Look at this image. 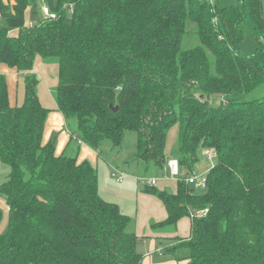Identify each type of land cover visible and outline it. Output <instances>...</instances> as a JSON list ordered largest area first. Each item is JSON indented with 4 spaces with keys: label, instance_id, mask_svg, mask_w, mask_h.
I'll use <instances>...</instances> for the list:
<instances>
[{
    "label": "trees",
    "instance_id": "16d2710c",
    "mask_svg": "<svg viewBox=\"0 0 264 264\" xmlns=\"http://www.w3.org/2000/svg\"><path fill=\"white\" fill-rule=\"evenodd\" d=\"M43 4L54 20L43 19L36 0H0V65L24 74L15 106L0 74V163L9 168L0 184L8 212L0 264H140L130 219L100 197L96 166L78 160L79 147L117 149L133 132L136 164L164 170L174 126L180 172H192L199 150L215 161L202 193L185 178L175 193L145 188L167 212L157 226L203 213L193 215L185 244L169 250H188L186 264H264V95L251 97L264 85L260 0L223 8L206 0ZM188 26L198 45L183 49ZM245 30L257 42L249 56L239 51ZM37 56L58 66L56 110L70 132L60 154L55 139L43 138L50 110L31 72Z\"/></svg>",
    "mask_w": 264,
    "mask_h": 264
},
{
    "label": "rangeland",
    "instance_id": "374dc122",
    "mask_svg": "<svg viewBox=\"0 0 264 264\" xmlns=\"http://www.w3.org/2000/svg\"><path fill=\"white\" fill-rule=\"evenodd\" d=\"M44 0H36L37 6L40 7L43 5ZM212 3H216L218 7H230L234 6L238 3V0H211ZM261 3V12L264 18V0H260ZM30 19L32 22L37 23L38 17L34 16V12L32 10ZM189 35L188 38L184 39L182 44L183 49H191L198 45V40L195 34H193L190 26H188ZM257 47V42L255 39L245 30V37L239 44V51L245 55H251ZM34 73L39 81L40 85L49 84L50 79H53V88L51 90L52 97L55 98V90L56 86L54 84L57 82V75H58V66L53 60H44L41 57L37 56L34 61L33 69L31 70ZM23 77V76H21ZM41 88V87H40ZM37 95L41 92L37 85L36 87ZM264 95V85L259 87L254 93H252L251 97H261ZM42 102H47L48 98L44 96V93L41 95ZM221 98L219 96H212L210 102L212 104H218ZM43 102V103H44ZM62 131H65L62 129ZM55 136H58L55 133ZM177 136H178V128L177 126L172 127L166 137V145L164 149V154L167 158H171L176 149H177ZM136 153V135L133 132H125L121 145L117 149H111V145L109 142H105L98 150V158L97 162V175H98V188L100 197L104 199H108L109 201H115L116 203L120 204V210L130 219V225L127 230L133 231L135 225L141 226V222L145 220V224L143 225L144 231H150L152 222H148L146 219V213L148 208V201H143V198H148L145 192L146 180L147 179H154L156 180V187L158 189L163 184L160 183L164 177H166V167L164 170L155 167L154 165H149L146 169L140 165H137L134 161V155ZM207 151L199 150L197 152V161L193 166L192 172H184L181 171L179 177L185 178L187 176H205L209 169L213 166L215 158L212 161H209L206 157ZM0 177L4 176L7 177L9 173V168L0 163ZM118 167V168H115ZM112 169H116L118 171H122L124 173L123 184L115 183L114 179L111 176ZM4 177V178H5ZM135 177L137 180L133 179ZM177 184V182H176ZM158 187V188H157ZM159 190V189H158ZM166 190L169 193H173L174 191V184L169 183L166 185ZM194 193H202V189H192ZM145 191V192H144ZM152 196V195H151ZM153 198H155L153 196ZM156 199V198H155ZM140 206H142V211L140 210ZM142 212V213H141ZM0 215H1V222H0V232L5 234L8 231V212L6 206L0 201ZM202 213L194 214V217L199 218L201 217ZM191 215L185 217L188 220H191ZM190 218V219H189ZM176 228V227H175ZM171 234H173L174 228H169ZM143 231V232H144ZM174 231V232H173ZM144 232V233H146ZM187 240L185 239H176L172 240L166 244H160L161 246V254L165 256V259H172L176 260L177 264L181 261L186 259L188 256V250L181 248L175 254V257L172 254L171 250H166L167 247H178L181 244H185L184 242ZM154 256V255H152ZM157 257H154L156 260ZM177 258V259H176Z\"/></svg>",
    "mask_w": 264,
    "mask_h": 264
},
{
    "label": "crops",
    "instance_id": "0c3cea01",
    "mask_svg": "<svg viewBox=\"0 0 264 264\" xmlns=\"http://www.w3.org/2000/svg\"><path fill=\"white\" fill-rule=\"evenodd\" d=\"M0 74L4 75L6 78L7 91H8V97H9L10 104L14 106L21 105L23 103V98H24V80H23L24 74L18 73L12 69H9L6 65H2V64L0 65ZM54 86L57 87V82L54 84ZM38 87L41 92V95L42 93H44V96L48 98V101L47 102L43 101L44 102L43 103L41 95L39 93L38 98L40 100L41 105L44 108L50 110V113L48 114L45 127H44V135H43L44 142H49L52 139H55L56 153L60 154L64 152V150L67 148L70 142V132L67 129V124L63 116L61 115V113H59L56 110V101H55V98L52 97V92H51L53 88V79H50L49 84L42 85V86L40 85V81H39ZM62 129H64L65 131H62ZM55 133H57L58 136H55ZM98 156L99 155L97 151H93L92 149L88 148L84 144L80 145L79 153H78L79 161L87 160L91 164L93 165L95 164L97 166L96 160ZM171 158H174V157L172 156ZM171 158H167V160ZM1 168L2 167H0V170ZM115 168H118V167H115ZM4 177L5 175L0 177V184L6 178ZM132 178L137 180L135 177H132ZM176 182H177L176 180L167 178V171H166V177H164L163 180L160 182L163 185L157 188L159 190H166V185L169 183H173L174 184L173 193H175L176 186H177ZM145 193L147 194V192ZM155 198H153V195L151 196L150 194L148 198L142 199L143 201H148L146 219L148 222H152L151 224L152 230H150L149 232L141 230V229H144L143 225L145 224L144 222L145 220L141 222V226L135 225L133 231L130 230L138 238L136 250L141 255L140 264H177V261L175 259L174 260L165 259V256L161 254L162 252H161L160 246L165 243L166 244L168 243V245H170L169 242L172 240L188 238L191 232V220H188L186 218L180 219L176 225V228H174L175 232L173 231L174 232L173 234H171L170 231L172 230H170L169 228L157 226L158 224L164 222L167 219V212L163 204L157 198L156 199ZM102 199L109 203L116 204L119 207V209L121 208L120 204L116 203L115 201H109L108 199H104V198ZM0 201L5 206V203L1 199ZM140 210L142 211V206H140ZM143 231L146 233H144ZM170 248L171 247H167L166 250ZM172 254L175 257L176 253L172 252ZM154 257H157L156 260L154 259ZM187 262L188 261L185 259L184 261H181L179 264H186Z\"/></svg>",
    "mask_w": 264,
    "mask_h": 264
},
{
    "label": "built area",
    "instance_id": "2783aa9c",
    "mask_svg": "<svg viewBox=\"0 0 264 264\" xmlns=\"http://www.w3.org/2000/svg\"><path fill=\"white\" fill-rule=\"evenodd\" d=\"M211 1V0H206ZM41 16L44 20H54L56 18L55 13H53L46 4H43L40 7ZM72 12V10H70ZM80 144L81 142L78 141ZM206 157L209 161H212L215 158V153L212 151L206 153ZM167 167V178L178 181L180 179V167L177 159L171 158L168 159L166 162ZM112 178L114 179L115 183L122 184L124 179V173L122 171H118L114 169L111 173ZM185 183L192 186L196 189H202L203 191L207 188L206 184V176H187L184 179ZM157 185L156 180L154 179H147L146 186L150 188H155ZM203 214V213H202ZM194 214H191L190 218H193Z\"/></svg>",
    "mask_w": 264,
    "mask_h": 264
},
{
    "label": "water",
    "instance_id": "95a60500",
    "mask_svg": "<svg viewBox=\"0 0 264 264\" xmlns=\"http://www.w3.org/2000/svg\"><path fill=\"white\" fill-rule=\"evenodd\" d=\"M110 109L113 111V112H116L117 111V107H112L111 105H110Z\"/></svg>",
    "mask_w": 264,
    "mask_h": 264
}]
</instances>
